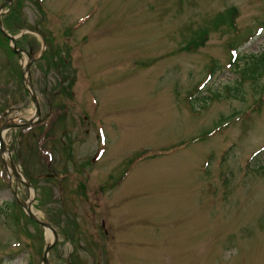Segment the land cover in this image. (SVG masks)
Returning <instances> with one entry per match:
<instances>
[{
  "label": "rangeland",
  "instance_id": "obj_1",
  "mask_svg": "<svg viewBox=\"0 0 264 264\" xmlns=\"http://www.w3.org/2000/svg\"><path fill=\"white\" fill-rule=\"evenodd\" d=\"M11 2L40 118L4 134L33 190L0 154V264L52 241L29 198L51 264H264V0ZM1 35L0 126L34 113Z\"/></svg>",
  "mask_w": 264,
  "mask_h": 264
},
{
  "label": "water",
  "instance_id": "obj_2",
  "mask_svg": "<svg viewBox=\"0 0 264 264\" xmlns=\"http://www.w3.org/2000/svg\"><path fill=\"white\" fill-rule=\"evenodd\" d=\"M12 0H3L0 3V32L1 34L8 38L11 42V50L14 53H20V54H25V56L27 57V62L25 63V65L22 67V80L25 82L26 84V89L27 92L30 96L31 101L34 104V113L32 115L31 118L27 119L24 122H8L5 121L4 123H2V125L0 126V154H4L7 153L8 154V164L6 163L5 158L2 157V161L4 166L6 167L8 171V174H12L13 177L15 178L16 182H20L22 183L27 191L33 190V186L32 184L26 180L23 175L18 171L17 167H15L11 157H10V152L8 150L7 144L4 140V134L5 132L12 127H24V126H29L31 124L37 123L39 121L40 118V105L37 99V95L35 93V89L34 86L32 84L31 81V77H30V64L34 61H36L40 56L35 57L33 55V53H30L22 48H18L16 47V39L21 35H11L3 26L2 22H1V13H2V8L4 6H9ZM43 44V48H44V40L42 41ZM43 52V50L41 51V53ZM34 196H35V191L33 192ZM20 205L25 213V215L28 217V219H30L31 221L37 223L39 226H41L43 229L45 230H49L52 233V241L50 243H47L44 247V251H43V255L41 258V264H51L48 258L49 255V251L50 249L55 245L56 240H57V233L56 230L54 229V227L46 220L41 219L36 213H34V211L32 210V198H29L27 200H25L24 202H20Z\"/></svg>",
  "mask_w": 264,
  "mask_h": 264
},
{
  "label": "trees",
  "instance_id": "obj_3",
  "mask_svg": "<svg viewBox=\"0 0 264 264\" xmlns=\"http://www.w3.org/2000/svg\"><path fill=\"white\" fill-rule=\"evenodd\" d=\"M17 3L11 2V5L7 7V10L5 14L1 18V22L4 26V28L9 33H14L16 30L15 28L12 29L11 27L16 25L17 21V15L19 12V8H17ZM10 28V29H9ZM3 39L7 40L3 35H1ZM30 36L28 33H23L20 37L16 39V46L17 47H24V41ZM203 39L200 41V43L203 42ZM251 60L249 63L246 64L244 68L241 69V77L243 79L249 78V77H255L256 74L264 72V51L261 52L259 55H251ZM234 59H237L234 57ZM216 61H212V65L209 67V73L208 77L212 75V73L217 69ZM218 96V94H217Z\"/></svg>",
  "mask_w": 264,
  "mask_h": 264
},
{
  "label": "bare ground",
  "instance_id": "obj_4",
  "mask_svg": "<svg viewBox=\"0 0 264 264\" xmlns=\"http://www.w3.org/2000/svg\"><path fill=\"white\" fill-rule=\"evenodd\" d=\"M30 192H31V189H30ZM32 210L34 211V209L32 208ZM34 213H36L35 211H34ZM37 214V213H36ZM38 215V214H37ZM50 233V231L49 230H47V235Z\"/></svg>",
  "mask_w": 264,
  "mask_h": 264
}]
</instances>
